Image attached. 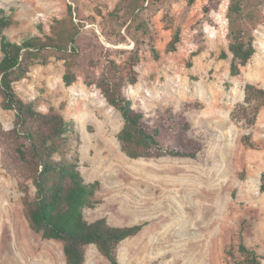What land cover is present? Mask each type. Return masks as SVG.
I'll use <instances>...</instances> for the list:
<instances>
[{"label": "rangeland", "instance_id": "1", "mask_svg": "<svg viewBox=\"0 0 264 264\" xmlns=\"http://www.w3.org/2000/svg\"><path fill=\"white\" fill-rule=\"evenodd\" d=\"M123 2L0 0V7L14 10L6 33L16 41L56 35L72 15L80 27L77 55L69 45L45 62L36 60L14 86L39 110L53 109L75 120L81 135L79 169L86 182H100L96 203L85 208V217H106L114 225L145 224L118 246L121 264H234L243 259L241 242L264 255V107L251 126L231 116L244 100L247 83L264 87V23L254 32L256 53L240 74L232 75L227 36L231 0H222L210 18L204 13L208 0H196L193 6L176 0L151 12L158 56L150 47H140L138 81L127 91L150 123L169 111L187 119L190 129H178L170 141L185 149L198 145L200 151L195 158H131L118 138L124 123L120 111L86 81L88 74L103 72L107 56L123 65L128 54L122 50L135 47L132 40L115 43L104 30L106 16ZM177 31L180 41L170 50ZM2 55L0 47V60ZM69 63L77 77L67 85ZM14 117L0 104L4 128L13 126ZM247 134L256 148L243 143ZM0 264H66L63 242L45 239L30 227L18 177L1 146ZM85 264L111 263L90 244Z\"/></svg>", "mask_w": 264, "mask_h": 264}, {"label": "trees", "instance_id": "2", "mask_svg": "<svg viewBox=\"0 0 264 264\" xmlns=\"http://www.w3.org/2000/svg\"><path fill=\"white\" fill-rule=\"evenodd\" d=\"M176 0H124L122 7L110 12L104 21V30L115 43L135 44L133 49L122 50L128 56L122 65L107 56L105 68L99 75L88 74L86 81L101 89L108 103L120 111L124 123L118 133L122 150L131 158L179 156L195 158L198 145L185 149L175 146L170 138L178 129L189 130L190 123L182 115L167 112L160 120L150 123L144 113L134 107L127 89L138 81L135 66L140 61V47L148 46L158 56L153 44L155 28L151 12ZM222 0H208L204 6L205 18H210ZM193 6L196 0H188ZM264 0H231L227 10L229 50L233 54L231 74L238 75L241 66L247 64L257 49L255 29L264 23ZM14 10L0 7V104L15 113L13 126L4 128L0 122V146L8 166L18 177L23 193L25 215L30 227L45 239L63 242L66 264H85L86 247L96 246L111 264H121L117 249L121 242L137 235L145 224L114 225L106 217L89 221L86 207H92L100 182H86L80 166L79 147L81 135L75 120L62 113L39 110L33 101H26L16 92L14 82L21 78L36 61L66 52L72 45L77 55L76 36L78 23L71 18L64 22L56 35L38 34L26 36L22 41L12 39L7 33L14 23ZM114 35L115 38H112ZM180 41L177 31L170 47L175 50ZM74 54V55H75ZM222 57H227L224 51ZM71 63L64 74L67 85L76 80ZM264 107V87L253 83L245 86L244 100L231 113L236 123L253 125ZM242 141L251 148L257 144L250 135ZM261 189L264 190V172ZM243 259L234 264H264V255L239 244Z\"/></svg>", "mask_w": 264, "mask_h": 264}]
</instances>
